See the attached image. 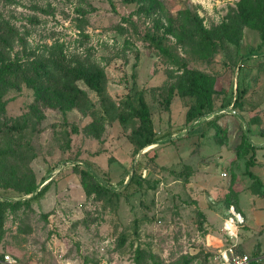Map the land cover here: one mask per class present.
<instances>
[{"label":"rangeland","instance_id":"rangeland-1","mask_svg":"<svg viewBox=\"0 0 264 264\" xmlns=\"http://www.w3.org/2000/svg\"><path fill=\"white\" fill-rule=\"evenodd\" d=\"M239 2L0 0L16 30L1 59L25 61L55 45L100 82L97 91L75 81L87 98L82 109L37 104L24 82L2 97L0 199L16 209L0 223V256L17 264H215L230 205L245 217L240 237L262 232L264 207L253 210L264 185L247 171L255 142L264 148V41L252 26L236 44L224 39ZM197 78L212 103L203 117ZM140 99L159 139L145 148ZM30 183L35 192L50 185L26 203Z\"/></svg>","mask_w":264,"mask_h":264},{"label":"trees","instance_id":"trees-1","mask_svg":"<svg viewBox=\"0 0 264 264\" xmlns=\"http://www.w3.org/2000/svg\"><path fill=\"white\" fill-rule=\"evenodd\" d=\"M246 26H252L258 30L264 41V0H240L238 3V14L232 18L231 23L225 25L224 39L229 43L236 44L235 39L239 37L242 28ZM15 34L16 30L14 26L10 25L9 21L0 13V56L2 55L1 50L11 47ZM207 45L211 50L215 49L213 43H208ZM40 49L31 52L29 54L31 56L25 61L21 59L4 60L0 58V117L5 110L2 97L11 86L21 82L28 84L35 91L37 104H43L45 107L52 108L54 105L53 102L59 101L61 104L60 107L63 110L65 109L63 105L71 106L75 104L80 109H82L81 107L87 108L88 106L85 94L75 85L76 80L81 79L94 90H100V82L96 81L97 77L89 70L84 69L80 64L73 66L72 63L74 62L69 61V58L55 45H45ZM98 77L99 79L101 78V73L98 74ZM195 88L199 106L198 116L210 115L212 103L202 79H196ZM143 103V100L140 99V115L143 122L148 126L147 130L149 134L142 142L141 148L156 144L159 141L152 134L149 113ZM7 153L6 151L0 153V158L5 159ZM253 165L254 160H250L249 167ZM72 167L77 168L79 166L73 165ZM84 171H87V169L84 168ZM247 173L250 179L262 185L257 176L253 175L249 170ZM137 174L138 171L136 169L133 171L132 176L128 178L126 187H124L125 191H128L132 186L135 181V175ZM50 183H47L38 192H35V184H28L24 193L26 195L34 194V196L28 199L26 203L40 199ZM123 184L124 182H122ZM17 204L20 205L19 203ZM15 207L9 200L0 199V223L3 221L5 211Z\"/></svg>","mask_w":264,"mask_h":264},{"label":"built area","instance_id":"built-area-1","mask_svg":"<svg viewBox=\"0 0 264 264\" xmlns=\"http://www.w3.org/2000/svg\"><path fill=\"white\" fill-rule=\"evenodd\" d=\"M68 164V163H66ZM244 225V218L234 205L226 210L222 231L227 242L226 246L218 250L215 264H263L264 254H248L239 250L240 230ZM1 264H17L10 254H1Z\"/></svg>","mask_w":264,"mask_h":264},{"label":"crops","instance_id":"crops-1","mask_svg":"<svg viewBox=\"0 0 264 264\" xmlns=\"http://www.w3.org/2000/svg\"><path fill=\"white\" fill-rule=\"evenodd\" d=\"M259 141L255 142V158H254V165L250 167L249 171L260 178V181L262 185H264V148H262L261 145L257 144ZM256 208L253 210V216L257 214L258 210L257 208L264 207V200L261 202L260 200H256L255 202ZM261 203V206L259 205ZM240 212V211H239ZM241 213V212H240ZM242 214V213H241ZM243 216V214H242ZM244 221L245 217L243 216ZM258 225V224H257ZM256 225V227H257ZM255 228V227H253ZM257 230V229H256ZM256 230H248L247 232L242 233V236L239 239H241V243L239 241V250L248 253V254H262L264 253V228L262 232L256 231ZM242 245V246H241ZM260 248V251L254 250L253 248L256 246Z\"/></svg>","mask_w":264,"mask_h":264}]
</instances>
